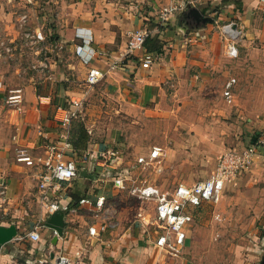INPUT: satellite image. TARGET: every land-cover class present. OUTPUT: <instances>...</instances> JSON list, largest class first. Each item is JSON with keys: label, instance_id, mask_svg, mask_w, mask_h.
<instances>
[{"label": "crops", "instance_id": "obj_1", "mask_svg": "<svg viewBox=\"0 0 264 264\" xmlns=\"http://www.w3.org/2000/svg\"><path fill=\"white\" fill-rule=\"evenodd\" d=\"M171 1L182 0H0V177L6 183L0 226L14 225L17 230L16 237L2 246L0 264H54L60 253L75 264L159 262L160 252L154 242L162 230L155 204L132 196L131 186L152 185L162 191L177 185L191 186L214 172L217 158L225 150H242L256 145V139L262 145L235 185L247 186L248 193L257 182H264V108L203 113H188L186 109L195 104L219 105L225 101L222 95L230 80H234L231 98L225 99L236 104L240 81L235 78L238 70L233 64L239 56L224 59L222 25L233 22L242 32V46L261 48L247 55H256L264 66V0H199L195 8L213 22L198 27L184 19L189 8L172 15L167 23H159L157 11ZM22 14L28 16L25 28L19 27ZM140 29L162 46L152 52L156 59L148 69L140 66V53L124 58L127 33ZM24 30L41 33L45 40L31 44ZM77 33L88 35L90 42L84 44ZM77 47H81V56ZM85 56H90L88 63L81 58ZM39 63L48 66L42 76L32 69ZM91 68L102 71L104 77L87 88L85 79ZM15 89L22 90V102L18 108H11L6 99ZM193 92L200 97L198 101L191 99ZM71 99L83 101L78 119L87 132L77 146V119L67 128L58 119ZM257 99L264 106V94ZM128 116L141 127L143 122L149 123L154 136V145L134 161L128 158L126 147L124 120ZM163 124L165 132L160 128ZM159 131L162 138L166 137V145L161 143ZM66 142L68 148L64 147ZM155 146L161 148V156L146 166L138 164L139 157L149 161ZM48 147L61 150L64 160L75 163L76 177L60 183L58 191L42 192L38 178L45 166L17 162L16 150H25L31 159L43 161ZM111 151L115 157L106 162L101 159V153ZM82 171L86 176L80 174ZM116 178L124 179L123 188H116ZM247 193L236 195L234 204L254 203L256 196ZM100 198L103 204L97 207ZM81 200L86 203L80 204ZM53 201L59 209L49 214L45 206ZM219 203L205 202L185 210L192 221L185 228L184 254L192 242L190 229L196 213ZM63 207L75 211L61 212ZM239 207L241 214L243 206ZM55 214L63 215L61 234L48 226ZM213 218L219 220L220 213L214 212ZM101 226L105 228L97 236L88 234L89 227ZM258 227L264 231V220ZM35 230L39 238L33 241L28 234ZM259 237L264 241V236ZM165 257L162 264L167 262ZM45 259L48 262L42 263ZM168 261L173 263L171 258Z\"/></svg>", "mask_w": 264, "mask_h": 264}, {"label": "built area", "instance_id": "obj_2", "mask_svg": "<svg viewBox=\"0 0 264 264\" xmlns=\"http://www.w3.org/2000/svg\"><path fill=\"white\" fill-rule=\"evenodd\" d=\"M24 3H30L31 0H14ZM199 0H182L181 2L171 1L169 4L160 8L157 11V18L159 23L165 24L177 12H183L185 9L195 7ZM28 21L27 14H22L19 17V27L25 28ZM234 23H227L220 27V33L223 37L222 46L223 53L226 58L233 59L238 57V44L242 38V32L236 27L233 29ZM25 31V30H24ZM77 36L83 39L84 44L90 42V38L86 34H79ZM24 37L30 41L31 44L40 43L45 40L41 33L24 32ZM147 33L140 30H133L127 33L126 50L124 53L125 59L132 58L136 53H140V66L148 69L155 61L153 53L146 52L144 48ZM77 54H81V47H77ZM89 55H92L89 54ZM81 56V55H80ZM84 63H88L90 56L81 57ZM48 66L46 63H39L33 66L32 69L39 75H44ZM104 74L96 68H91L85 79L87 88H91L102 80ZM234 84V80H230L226 86L223 96L229 100L231 98L230 89ZM22 102V90L15 89L9 92L6 99V104L11 108H18ZM82 99H71L69 108L58 118L62 127L67 128L73 119H78L83 113ZM262 142L258 141L256 145H250L242 150L227 149L219 155L214 172L205 180L199 181L191 186L177 185L171 191H162L156 186L152 185H133L129 189V193L140 201H152L155 204V215L159 229L162 230L154 242V247L160 253H167L168 255L177 256L182 249L185 240V228L192 221V217L185 210L188 207H199L205 202L217 204L220 200L221 194L227 183L233 181L241 173L249 169L253 163L255 155L258 151V146ZM65 148L69 147V143H65ZM47 158L45 160L37 159L36 161L26 153L25 150H16V161L24 163L26 166H33L36 163H42L45 166V171L38 178V188L40 191L59 190V184L71 182L76 177L75 163L70 160L63 159L64 153L54 147H48L46 150ZM161 148L158 146L152 147L149 152V161L145 158L139 157L138 164L146 166L151 162L156 161L161 156ZM116 153L103 152L100 157L105 162L115 157ZM116 188L124 187V179L116 178L114 181ZM6 183L0 177V206L6 202ZM80 204L86 203V200L79 201ZM103 198L96 202L97 207H101ZM49 214L55 213L59 207L53 201L47 203L45 206ZM61 212L75 211L74 208L63 207ZM218 218V217H217ZM104 226L99 228L89 227L88 234L90 236H97L104 230ZM28 237L33 241L38 240V233L32 231ZM2 253V246H0V256ZM47 259L42 260V263H47ZM54 264H75L73 260L65 254H58L54 260ZM145 264H158L157 261Z\"/></svg>", "mask_w": 264, "mask_h": 264}, {"label": "rangeland", "instance_id": "obj_3", "mask_svg": "<svg viewBox=\"0 0 264 264\" xmlns=\"http://www.w3.org/2000/svg\"><path fill=\"white\" fill-rule=\"evenodd\" d=\"M240 41L238 44L239 57L238 59H234L236 62L233 64L234 68L238 70L237 77L235 78L240 81L238 90L235 92V106L224 98L226 102L222 100L217 106L208 105L206 107L204 105L195 104L186 107L188 113H191V111L203 113L206 110L208 112H220L232 108H237L243 112L244 109L264 108V106H261L262 102L257 99H262V95L264 94V66L260 63V59L256 55H247L248 51L262 49L259 47L252 48L242 46ZM241 56H244L243 58L245 60L243 58L239 59ZM224 59L232 60L226 57H224ZM190 97L194 101H198L200 98L197 96V92H193ZM257 100L259 102H256ZM249 102L252 104L248 105ZM86 103L85 101L84 105H86ZM187 111L184 112L187 113ZM128 117L127 120H124V127L126 128V147H128V158L134 161L135 158L149 150L152 146L153 142L151 136L153 135L148 127L149 123L143 122L141 127L140 122L136 124L131 121L133 120L130 119L132 118L131 116ZM110 123L115 122L110 120ZM164 124H166V122H164ZM164 124L160 126L163 132H165L166 129V125ZM162 131H159V137H161ZM165 142L166 137L163 136L161 143L166 145ZM247 142L248 140L246 143ZM246 171H248V169ZM239 176L226 184L227 187L223 191L221 200L219 201L220 203L216 207L205 206L203 211H199L194 216L193 224L195 225L190 229L192 242L188 245L189 252L184 254L183 249H181L177 256L159 253L157 259L159 261L158 264H162V261L166 258L165 256H167V264H170L168 258L173 259L172 264H259L261 253L263 254L262 249L264 248V245H261L262 243L264 244V241L259 240V236H264V231L261 232L258 227L264 220V214H260V209H262V211L264 210V201H262V199H264V182H257L255 185H258L260 189H257L254 185V188L247 193V186L235 185V181ZM170 190L171 189H169V191ZM244 193H252V195L256 196V201L252 204L245 201H238L237 205H235L233 202L234 197ZM259 198L261 199L260 202ZM221 201H225L224 203H226L223 205L224 207L222 209L220 208ZM239 205L243 206L241 209H243L244 212L242 211L241 214L239 210H237L240 208ZM232 207V212H229V209ZM255 211L260 215H256L257 212ZM214 212L220 213L219 220L213 218ZM235 212L239 213V216L242 215V219L239 218V216L237 217ZM199 213L201 214L199 215ZM227 215H229V217ZM232 215H234L235 218H233ZM178 257L182 260L177 259Z\"/></svg>", "mask_w": 264, "mask_h": 264}, {"label": "water", "instance_id": "obj_4", "mask_svg": "<svg viewBox=\"0 0 264 264\" xmlns=\"http://www.w3.org/2000/svg\"><path fill=\"white\" fill-rule=\"evenodd\" d=\"M187 21L190 23H193L196 27L200 25H205L206 23H212L213 19L210 17H204L200 11L193 7L189 8L188 11L185 13V18ZM236 26L233 25V29H235ZM83 176H86V171H82L80 173ZM62 214H55L53 215L48 223V226L55 230L58 234L62 233ZM17 235V230L14 225L4 227L0 226V246H3L4 244L10 242L12 239H14ZM259 264H264V252L261 257L260 263Z\"/></svg>", "mask_w": 264, "mask_h": 264}, {"label": "trees", "instance_id": "obj_5", "mask_svg": "<svg viewBox=\"0 0 264 264\" xmlns=\"http://www.w3.org/2000/svg\"><path fill=\"white\" fill-rule=\"evenodd\" d=\"M217 10V9H215ZM144 47L146 48V52L148 53H152V52H158L161 49V44L154 38H150L149 35L146 37L145 39V43H144ZM77 121L79 122V136L77 139V142L75 143V145L77 146V143H83L84 140V135H87L86 130L84 129L83 123L80 119H77ZM257 140V139H256ZM254 141V143H257V141ZM263 237V236H262Z\"/></svg>", "mask_w": 264, "mask_h": 264}]
</instances>
